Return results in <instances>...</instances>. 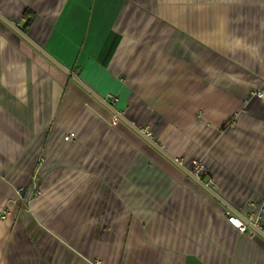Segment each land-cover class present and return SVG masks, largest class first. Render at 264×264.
Here are the masks:
<instances>
[{
	"label": "crops",
	"instance_id": "0c3cea01",
	"mask_svg": "<svg viewBox=\"0 0 264 264\" xmlns=\"http://www.w3.org/2000/svg\"><path fill=\"white\" fill-rule=\"evenodd\" d=\"M0 14L215 183L0 19V264H264V0H0Z\"/></svg>",
	"mask_w": 264,
	"mask_h": 264
},
{
	"label": "water",
	"instance_id": "95a60500",
	"mask_svg": "<svg viewBox=\"0 0 264 264\" xmlns=\"http://www.w3.org/2000/svg\"><path fill=\"white\" fill-rule=\"evenodd\" d=\"M0 19L2 21H4L9 27H11L15 32H17L21 38H24L29 44H31L35 49H37L38 51H40L42 54H44L49 61H52L58 68H60L63 73L65 72L66 74L72 75L73 80L75 82H78V84L80 86H82L87 92H89L90 94H92V96H94L99 102H101L104 106L106 105V107L108 109H110L114 114H116L117 117H120V119L122 121H124L129 127H131L132 129H134L139 135H141L146 141H148L152 146H154L157 150H159L162 154H164L165 156H167L171 161H173L179 168H181L184 172H186L188 175H190L191 177H193L199 184H201L203 187L204 184L202 181H200L199 179H197L191 172H189L187 169H185L182 165H180L176 160H174V158L170 157L164 150L163 148H161V146H159L155 141H153L151 138H148L139 128H137L136 126H134L133 124H131V122H129L124 116H122L120 113H118V111L116 109H114L109 103H106L105 100H103L100 96H98L95 92H93L90 88H88L85 84H83L78 77L76 78L73 73L66 69L64 66H62L61 64H59L55 59H53L50 54L48 55L39 45L36 44V42H34L31 38H29V36H27V34H25L22 29L20 30L17 26H15L14 24H12L9 20H7L3 15L0 14ZM210 193L214 194L208 187H205ZM249 226L251 228H253L254 230L258 231L257 228H255L253 226V224L248 223ZM259 232V231H258Z\"/></svg>",
	"mask_w": 264,
	"mask_h": 264
},
{
	"label": "built area",
	"instance_id": "2783aa9c",
	"mask_svg": "<svg viewBox=\"0 0 264 264\" xmlns=\"http://www.w3.org/2000/svg\"><path fill=\"white\" fill-rule=\"evenodd\" d=\"M114 121H117V118H114ZM141 131L148 137L151 138L153 136V131L150 127L142 128ZM77 137V133L74 130H69L63 135V140L70 141ZM191 173L200 181L204 182L205 185L215 187L214 179L211 178L208 168L205 164V161L202 158H197L193 160V166ZM228 221L234 225L235 227L239 228L240 231L246 232L248 230V225L242 221L239 217L232 214L230 211L225 212ZM3 218L6 217V214L2 216Z\"/></svg>",
	"mask_w": 264,
	"mask_h": 264
},
{
	"label": "trees",
	"instance_id": "16d2710c",
	"mask_svg": "<svg viewBox=\"0 0 264 264\" xmlns=\"http://www.w3.org/2000/svg\"><path fill=\"white\" fill-rule=\"evenodd\" d=\"M27 13H28V11H27ZM24 30H26V28Z\"/></svg>",
	"mask_w": 264,
	"mask_h": 264
}]
</instances>
